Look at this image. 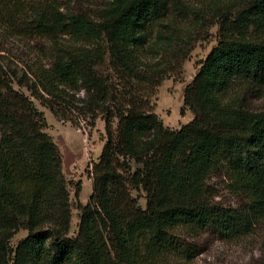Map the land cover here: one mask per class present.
Masks as SVG:
<instances>
[{"label": "trees", "instance_id": "1", "mask_svg": "<svg viewBox=\"0 0 264 264\" xmlns=\"http://www.w3.org/2000/svg\"><path fill=\"white\" fill-rule=\"evenodd\" d=\"M33 3L29 32L70 43L29 77L0 62V264H190V240L235 241L264 223V106L246 99H264V0H108L94 18ZM216 25L183 94L180 115L193 118L165 128L149 95ZM36 103L60 122L104 123L74 237L62 155ZM217 169L241 207L213 204Z\"/></svg>", "mask_w": 264, "mask_h": 264}, {"label": "rangeland", "instance_id": "2", "mask_svg": "<svg viewBox=\"0 0 264 264\" xmlns=\"http://www.w3.org/2000/svg\"><path fill=\"white\" fill-rule=\"evenodd\" d=\"M38 1L55 4L62 12L85 13L94 18L108 0ZM34 7L33 0H0V62L27 77L30 76L28 72L31 69L47 63L50 51H59L61 46L70 43L65 36L50 41L30 33L27 25ZM10 19L15 25H11ZM202 36L206 37L205 40L192 43L191 51L180 69L169 74L149 95L155 114L163 126L170 130L180 129L193 118L188 110H185L183 116L180 115L184 90L193 81L201 62L217 45L218 25L208 30L203 29ZM81 96L82 94L79 95ZM246 99L253 109H262L264 106V99L253 98L250 93L246 95ZM36 107L44 113L47 123L45 132L58 146L62 155V173L71 204L69 236L74 237L78 231L80 216L77 206L85 205L92 194L91 171L105 141L104 123L98 119L94 127H90L72 114L76 122L72 125L58 121L37 103ZM207 188L213 204L219 207L238 208L244 203V198L234 193L225 169L214 171L207 181ZM131 194L137 196L135 192ZM138 203L144 209V200L140 199ZM26 234L25 231H19L12 238L11 246L15 247ZM190 241L195 248V258L190 264H260L264 259V223L256 225L246 238L235 241L224 240L210 233Z\"/></svg>", "mask_w": 264, "mask_h": 264}]
</instances>
